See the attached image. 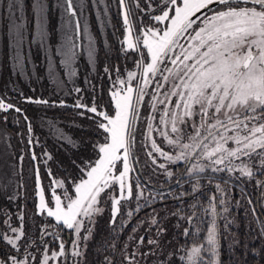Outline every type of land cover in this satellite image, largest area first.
Wrapping results in <instances>:
<instances>
[{"label": "snow or ice", "instance_id": "obj_1", "mask_svg": "<svg viewBox=\"0 0 264 264\" xmlns=\"http://www.w3.org/2000/svg\"><path fill=\"white\" fill-rule=\"evenodd\" d=\"M91 6L101 33L113 29L121 57L133 67L104 66L108 101L95 85L89 99L74 87L71 105L18 88L13 89L18 99L0 95V156L6 157L0 167V264H92L89 249L105 212L110 240L95 245V264H228L222 258L225 243L229 250L240 247L230 208L244 207L245 201L250 223L257 225L246 235L261 243L249 249L246 240L243 249L264 264V0H91ZM113 6L119 28L112 23ZM6 7L0 20L7 21L22 73L25 2L6 0ZM57 7L62 39L54 55L63 57L60 65L74 78L77 38L87 39L95 72L84 0H57ZM49 9L47 0H32L30 44L47 53V71L59 88L53 50L46 47L56 34ZM104 46L111 47L107 41ZM53 94L59 96L55 89ZM22 104L73 110L72 126L85 133L80 138L40 117L41 126L70 153L63 179L53 172V154ZM140 152L147 157L143 162ZM26 160L35 177L31 215L20 202ZM249 184L258 193L255 199L246 190ZM235 188L240 196L233 204ZM231 264L247 262L233 253Z\"/></svg>", "mask_w": 264, "mask_h": 264}, {"label": "trees", "instance_id": "obj_2", "mask_svg": "<svg viewBox=\"0 0 264 264\" xmlns=\"http://www.w3.org/2000/svg\"><path fill=\"white\" fill-rule=\"evenodd\" d=\"M26 7V16L29 19V23L27 24L28 31L25 33V42L20 45V55L24 58V66L23 71L15 66V61H13L12 69L8 67V63L6 62L7 56L6 52H9V47H7V43L11 42L7 33V21L0 20V95H5L6 98L12 99L16 97L18 99L17 93L13 90L14 88H18L24 92L25 95L31 96H43L48 99H63L69 105H71L76 98V94L72 92L74 87H80L82 91V95H84L85 99H89L92 95V85L96 87V94L98 96L102 95L104 101L109 100L108 96V88H109V80L108 77L104 74V66L108 65L111 67L119 66L123 71L124 68L131 69L133 67L132 61H125L119 52V44L113 36V29L106 28L103 33L100 32L95 17L91 14L90 18V27L95 37V55H96V65L95 72L92 70V66L82 54V61L76 65V77L69 79L65 74V69L60 65L59 56L54 55V43L50 40V44L46 47H49L53 50L52 57V65L55 70V76L58 81L62 82L59 88L56 85H53L51 82V77L47 71V61L46 55L47 53L39 47V44L31 45L30 40L35 33V17L32 14L31 5L32 0H24ZM111 0H106V3H110ZM7 7L6 0H0V15L6 16ZM110 14L112 17V23L115 24L119 28V17L116 15V8L113 6L110 10ZM122 31V30H121ZM119 34V33H117ZM107 41L111 46L109 48H105L104 42ZM9 54V53H8ZM13 58V56H11ZM30 61V62H29ZM12 62V61H11ZM10 62V65H11ZM91 81L92 84L86 83V81ZM59 93V96L53 94V90ZM34 90V91H33ZM71 94H68L70 93ZM13 102H16L15 100ZM22 107H26L28 109L27 114L34 118V122L36 125V134L39 136L41 144L46 147L54 157V161L50 162L53 172L55 173L58 179H63L65 175H68L69 164H70V153L65 151L67 145L63 147L60 146L59 143L52 137L49 129L44 126H41L40 117H46L50 120H55L60 128H62L68 135L73 136L74 138H80L85 135L79 128L72 126V109L69 108H49L45 110H39L34 105H21ZM111 110V109H109ZM15 115V114H13ZM79 119V118H77ZM88 123V122H83ZM15 126L10 122L8 124V128L11 130ZM90 135V133H89ZM16 137L13 135L12 142H16ZM37 152H40L41 149H36ZM143 152L138 153L141 156ZM86 155H91V151L89 150ZM4 157V156H2ZM5 159V157H4ZM142 162V161H141ZM31 165L29 161H25L23 167V183L26 185L25 189V199L20 202L23 203L29 215L34 210V183L35 177L30 171ZM42 174H43V185L47 188L49 184V178L47 177V171L43 165H41ZM239 188H235L233 191H237ZM249 190V189H248ZM247 190V191H248ZM238 192V191H237ZM252 194V198L258 195V193L252 189V191H248ZM238 194V193H237ZM237 194L235 197L237 198ZM0 203H4V201H0ZM256 209L258 212L261 211L259 204L256 205ZM98 223L95 226L96 232V240L93 242V246L89 249V260L92 264H95L96 261V253H95V245L105 240H110V233L108 228V219L109 213L105 212V214L101 217H98ZM37 221V226H39L40 218L35 217ZM31 223V222H30ZM218 223H220L218 221ZM237 224L239 227L235 228L234 232H237L240 238V247L235 249H231L229 251L227 249V244L224 245V252L222 253V258L231 264L233 253L235 254V258L237 260H246L247 264H258L259 257H253L251 252H245L243 249V244L247 240L249 249L259 248L260 247V239H252L251 235H246V233H251L252 229L256 228L257 225L255 223H251V225H247L244 220H238ZM171 235V233H170ZM67 237V233H65ZM126 239V234L124 236Z\"/></svg>", "mask_w": 264, "mask_h": 264}, {"label": "rangeland", "instance_id": "obj_3", "mask_svg": "<svg viewBox=\"0 0 264 264\" xmlns=\"http://www.w3.org/2000/svg\"><path fill=\"white\" fill-rule=\"evenodd\" d=\"M47 2L50 4V9H49V13H48V18H49V27L55 31V36L54 37H50V40H52L53 42H55L54 44V49L56 47L59 46L60 41L62 39V33L60 32V29L62 28V16H61V9L59 7H57V0H47ZM84 9H85V17L88 20V25H89V34L91 35L92 39L95 41V37L94 34L91 30L90 27V18H91V14L95 17L96 20V11L97 9H93V7L91 6V0H84ZM103 10V5L100 6L99 11L102 12ZM97 22V20H96ZM98 25V23H97ZM99 28V26H98ZM100 30V28H99ZM101 32V31H100ZM7 47H9V52H6L7 59L6 62L8 63V67L6 66V68H11L13 66V61L14 59L11 56H15V48L12 46V42H8L7 43ZM95 47V45H94ZM88 48H89V44H88V40L87 39H82V54L84 56V59H86V61L89 62L88 60ZM76 53H77V49H75ZM9 53V54H8ZM60 61L61 59H63V57L59 56ZM12 61V62H11ZM59 61V62H60ZM11 62V65H10ZM79 63L78 61V56H76V62L74 64L71 65L72 69H75L76 71V65ZM62 67V66H61ZM65 69V68H64ZM65 74H66V69H65ZM66 76L71 79L72 77H69L67 74ZM143 157L141 156V161L143 162L144 160L147 159V157L144 155V153H142ZM6 158V157H5ZM4 160V157L0 156V167L3 166L2 161ZM249 189V190H248ZM252 189H254L250 184L246 185V190L248 191H252ZM58 193L62 192V189H58L57 190ZM238 191V192H237ZM237 191H233L232 195H233V200L232 203H235V194H237V198H239L240 196V190L238 189ZM50 198V197H49ZM231 213L233 214L236 222L238 220H244L246 222V224L249 226L251 225L250 221H252V217L251 214L249 212H247V205H246V201H245V206L244 207H240V208H236V207H232L230 208ZM40 218V217H39ZM221 226H222V222H220ZM236 227L232 228V231H235ZM65 233H67V230H65ZM232 251V250H229Z\"/></svg>", "mask_w": 264, "mask_h": 264}, {"label": "water", "instance_id": "obj_4", "mask_svg": "<svg viewBox=\"0 0 264 264\" xmlns=\"http://www.w3.org/2000/svg\"><path fill=\"white\" fill-rule=\"evenodd\" d=\"M77 39L81 45L79 48H76L77 49V56H78L79 61H82V39L81 38H77Z\"/></svg>", "mask_w": 264, "mask_h": 264}]
</instances>
